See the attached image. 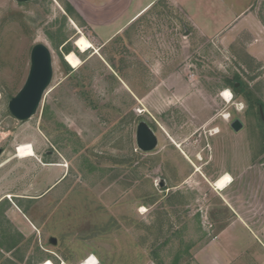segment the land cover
Here are the masks:
<instances>
[{
	"label": "rangeland",
	"instance_id": "1",
	"mask_svg": "<svg viewBox=\"0 0 264 264\" xmlns=\"http://www.w3.org/2000/svg\"><path fill=\"white\" fill-rule=\"evenodd\" d=\"M183 2L155 0L104 42L67 0H0V264H264V55L250 49L256 26L227 27L246 8L264 24V0ZM38 43L54 75L21 121L9 101Z\"/></svg>",
	"mask_w": 264,
	"mask_h": 264
},
{
	"label": "crops",
	"instance_id": "2",
	"mask_svg": "<svg viewBox=\"0 0 264 264\" xmlns=\"http://www.w3.org/2000/svg\"><path fill=\"white\" fill-rule=\"evenodd\" d=\"M74 7L77 16L87 24V26L93 31L94 35L100 41H110L116 35L123 32L126 28L132 25L137 19L144 14V12L151 7L155 0H146L145 2H137L135 0H67ZM172 4L180 6L183 11L184 2L183 0H171ZM134 4V5H133ZM243 10L240 14H237L235 18L231 20L230 26H242L244 24H252L256 26L255 33L256 37L252 40L250 49L255 55H264V43H261L260 36H264V24L259 25V20L253 12ZM186 11V10H185ZM185 14L189 17L191 23L201 33L208 35L207 32L203 31L200 25H197L190 14ZM239 17V18H238ZM238 18V20H237ZM236 19V20H235ZM230 23V22H229ZM228 23V24H229ZM106 29L108 35L105 39L100 36L99 30ZM227 30V29H226ZM223 30L216 34L222 33ZM233 32V31H232ZM215 35V34H214ZM229 225L223 228L218 233V238L223 234L228 233ZM221 238V237H220Z\"/></svg>",
	"mask_w": 264,
	"mask_h": 264
},
{
	"label": "water",
	"instance_id": "3",
	"mask_svg": "<svg viewBox=\"0 0 264 264\" xmlns=\"http://www.w3.org/2000/svg\"><path fill=\"white\" fill-rule=\"evenodd\" d=\"M18 1L26 2L31 0ZM53 75V59L50 48L43 43L34 45L31 51V65L27 79L19 92L9 101V110L15 118L27 121L37 113L51 84ZM260 112L264 121L262 108H260ZM232 127L239 131L243 127V123L236 119L233 121ZM136 140L138 147L143 151H152L158 145V137L146 121L139 122ZM3 151L4 149L0 148V155ZM161 185H164V181L161 182ZM50 242L56 244L57 238L51 237Z\"/></svg>",
	"mask_w": 264,
	"mask_h": 264
},
{
	"label": "bare ground",
	"instance_id": "4",
	"mask_svg": "<svg viewBox=\"0 0 264 264\" xmlns=\"http://www.w3.org/2000/svg\"><path fill=\"white\" fill-rule=\"evenodd\" d=\"M77 46L81 51H86L89 48H91L93 46L92 42L84 37V36H80L77 39ZM222 96L225 98L226 101L230 102L232 100V92L230 90H225L222 94ZM18 149V148H17ZM17 154H18V150H16ZM233 181V177L230 173L226 172L223 173L221 176H219L213 183V185L215 186L216 189L218 190H224L226 189ZM47 261H45L44 263H46ZM43 263V264H44ZM46 264H54L51 261H48Z\"/></svg>",
	"mask_w": 264,
	"mask_h": 264
},
{
	"label": "trees",
	"instance_id": "5",
	"mask_svg": "<svg viewBox=\"0 0 264 264\" xmlns=\"http://www.w3.org/2000/svg\"><path fill=\"white\" fill-rule=\"evenodd\" d=\"M66 11L67 13L73 17V18H76L75 15L77 16V13L74 9V7L72 5H70L69 3H66ZM78 20H80V18L77 17ZM74 56H76L77 54L75 52H73ZM230 83H232V86H233V89L237 92V93H241L243 94L244 98L246 99L247 103L249 104V106L257 103V104H260L261 102L257 99H254L252 97V94H251V91L248 89V86L245 85L244 82H241L240 83V86L237 87L236 86V83L233 82V81H228Z\"/></svg>",
	"mask_w": 264,
	"mask_h": 264
},
{
	"label": "built area",
	"instance_id": "6",
	"mask_svg": "<svg viewBox=\"0 0 264 264\" xmlns=\"http://www.w3.org/2000/svg\"><path fill=\"white\" fill-rule=\"evenodd\" d=\"M88 258H89V257H88ZM88 258H87V259H88Z\"/></svg>",
	"mask_w": 264,
	"mask_h": 264
}]
</instances>
